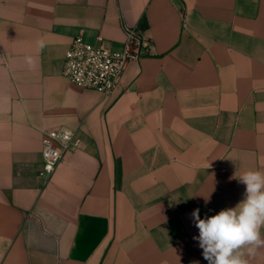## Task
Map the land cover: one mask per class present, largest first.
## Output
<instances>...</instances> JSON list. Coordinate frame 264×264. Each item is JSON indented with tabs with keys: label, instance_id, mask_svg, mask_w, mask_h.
I'll use <instances>...</instances> for the list:
<instances>
[{
	"label": "crops",
	"instance_id": "0c3cea01",
	"mask_svg": "<svg viewBox=\"0 0 264 264\" xmlns=\"http://www.w3.org/2000/svg\"><path fill=\"white\" fill-rule=\"evenodd\" d=\"M128 27L149 48L112 93L64 76L76 36L121 50ZM60 128L81 143L46 179ZM247 170L264 172V0H0V264H208L190 214L235 207Z\"/></svg>",
	"mask_w": 264,
	"mask_h": 264
},
{
	"label": "built area",
	"instance_id": "2783aa9c",
	"mask_svg": "<svg viewBox=\"0 0 264 264\" xmlns=\"http://www.w3.org/2000/svg\"><path fill=\"white\" fill-rule=\"evenodd\" d=\"M149 44L137 27L126 28L125 46L115 50L86 41L76 36L68 49L63 74L79 87L110 94L120 84L128 63L147 52ZM81 139L72 129L60 128L46 133L42 149L43 163L39 174L50 178L65 152Z\"/></svg>",
	"mask_w": 264,
	"mask_h": 264
},
{
	"label": "clouds",
	"instance_id": "9594fccd",
	"mask_svg": "<svg viewBox=\"0 0 264 264\" xmlns=\"http://www.w3.org/2000/svg\"><path fill=\"white\" fill-rule=\"evenodd\" d=\"M37 45L43 48L44 41H37ZM237 179L245 191L235 207L203 219L199 208L190 214L199 230L193 239L198 241L208 264H249L246 255L253 256L264 247V172L247 170Z\"/></svg>",
	"mask_w": 264,
	"mask_h": 264
}]
</instances>
